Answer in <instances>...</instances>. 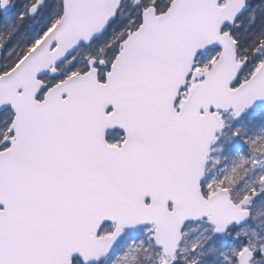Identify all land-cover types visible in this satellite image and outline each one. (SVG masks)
<instances>
[{"label":"snow or ice","instance_id":"1","mask_svg":"<svg viewBox=\"0 0 264 264\" xmlns=\"http://www.w3.org/2000/svg\"><path fill=\"white\" fill-rule=\"evenodd\" d=\"M0 264H264V0H0Z\"/></svg>","mask_w":264,"mask_h":264}]
</instances>
